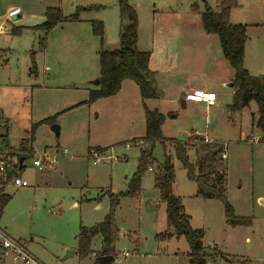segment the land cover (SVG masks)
Returning a JSON list of instances; mask_svg holds the SVG:
<instances>
[{
    "label": "rangeland",
    "instance_id": "obj_1",
    "mask_svg": "<svg viewBox=\"0 0 264 264\" xmlns=\"http://www.w3.org/2000/svg\"><path fill=\"white\" fill-rule=\"evenodd\" d=\"M204 1L217 12L218 0ZM127 2L136 12L143 38L151 28L154 15L158 21L160 16H171L174 12L173 23H191L195 31L192 38L199 43L193 44V51L202 54L203 45H207L220 54L217 37L202 31V0ZM117 3L118 0H1L4 11L14 8L21 11L19 18L0 17V25L8 31L0 35V54H3L0 108H8L16 120L11 123L7 146L13 152L20 150L21 142L30 136V127L55 115V125L60 129L58 138L50 124L36 129L33 152L24 156L20 172L28 186L8 188V202L0 211V227L9 237L24 243L27 251L42 264H97L101 256V237L94 239L93 256L80 259L76 255L78 229L93 227L104 220L110 207L109 194L126 193L128 181L136 171L139 151L150 149V144L144 141L145 148L133 145L130 140L123 143L127 140L125 132L138 135V125L135 119L108 115L103 103L94 108L81 104L80 109H71L73 112L62 110L70 84L79 83L78 94L73 93V96L81 101L87 97L80 91L86 86V79L99 76L100 42L92 35L91 22L102 23L104 51L118 47L119 26L125 24L126 19L121 18ZM81 7L92 8L79 15L86 22L67 21ZM48 8H59L66 21L47 34L27 28L19 37L11 35L12 28L42 24ZM229 22L246 26L244 69L251 76L260 77L264 74V0H237V7L230 11ZM40 39L45 40L44 53L38 50ZM32 53L35 65L46 66L47 83L41 89L32 87L33 79L28 75ZM94 80L98 79L89 81ZM227 89L223 91L229 94L223 98L211 91L221 101L216 111L193 108L191 103L181 108V98L174 103L161 102V112L165 115L162 135L171 143L186 142V134L196 132L212 143L211 149L225 150L224 159L217 158L215 164L206 168L208 180L218 183L219 176L225 173L223 189L227 202L234 215L249 219L251 226L230 227L225 222L221 202L197 197L196 184L187 179L173 146L166 145L165 153L175 171L172 190L180 197L190 217V226L204 231L206 264H264V141L261 132L252 125L257 107L251 103L241 112L228 114L232 98ZM190 141L193 140L188 143ZM126 144L130 145L128 149ZM207 144L195 142V148H188L187 156L192 165L195 166L203 154V145ZM98 146L107 150L101 154V150L95 148ZM45 149L49 156H56L55 163L39 171L33 161L42 157ZM91 150L101 154L102 162L96 166L88 159ZM62 151H66V155H62ZM152 158L149 168L153 172L147 170L143 174L139 196L118 197L119 204L114 211L118 232L113 247L116 258L112 264H190L189 248L183 237L177 238L173 233L169 239H156L158 234L169 233L172 228L167 229L165 204L154 189L157 167L164 162V151L159 144L154 145ZM67 252L73 257L65 259L69 257ZM124 253L129 256L125 257Z\"/></svg>",
    "mask_w": 264,
    "mask_h": 264
},
{
    "label": "trees",
    "instance_id": "obj_2",
    "mask_svg": "<svg viewBox=\"0 0 264 264\" xmlns=\"http://www.w3.org/2000/svg\"><path fill=\"white\" fill-rule=\"evenodd\" d=\"M202 3L204 5V9L200 13L202 30L206 35L217 37L221 54L234 72L232 80L234 92L232 102L228 106V111L241 112L248 108L251 103H255L257 111L252 117V125L261 132L262 141H264V81L260 77L251 76L244 69V49L247 41L246 26L233 25L229 22L230 11L237 7V0H218L217 12H214L204 0H202ZM117 4L121 18L126 19V23H120L119 26V47L117 50L104 51L102 49V23L99 21L91 22L92 35L98 38L100 42L98 53L99 84L97 88L89 91L87 100L81 104L92 105L99 99L115 96L119 92L124 80H130L138 86L140 97L143 100L158 98L152 74L148 69L150 54L137 49L138 19L136 12L128 5L127 0H118ZM91 9V7L79 8L67 21H78L80 13L91 11ZM192 9L198 10L196 6H192ZM44 16V22L38 26H34L31 28L32 30L47 34L55 26L66 21L59 8H48ZM21 30V27L12 28L11 35L18 36ZM44 44V39H40L38 43V50L40 52L44 50ZM30 71L35 73L33 53L31 54ZM55 120L56 115L44 119L31 127L28 140L21 144V151L25 156L28 153L27 146L34 142L36 129L43 124L53 125L55 124ZM164 121L165 116L157 110L150 111L145 109V134L143 141L150 144V149H141L139 151L136 171L128 181L126 193L119 196L109 194L110 207L104 220L90 228L79 227L76 255L80 259H84L92 254L91 242L98 236L101 237L102 241L101 256L116 258L113 247L118 232L114 223V211L119 204L118 197L135 198L139 196L142 176L152 164L154 145L159 144L164 151V162L157 167L154 176V189L159 193L160 201L165 204L167 229H174L173 236L177 238L183 237L186 241L189 248L190 264H206V248L202 243L204 231L202 229H193L190 226V217L185 213L180 197L173 194L175 171L170 157L165 153L168 141L164 139L161 132ZM171 144L176 159L186 170L187 179L196 184L197 197L204 200H217L221 202L224 209L225 222L230 227L251 226L249 219L236 217L232 207L227 202L223 189L225 173L223 176L221 174L223 171L220 172L221 175L218 178V183H212L208 180L210 176L207 175L206 168L215 164L217 158L221 159V150L216 148L211 149L204 145V155L200 156L194 166L188 160L187 151L190 145L187 141L184 143L172 141ZM215 151H217V155H215ZM7 202V198L0 202V211ZM171 237L172 235L164 232L158 234L156 239L162 241Z\"/></svg>",
    "mask_w": 264,
    "mask_h": 264
},
{
    "label": "crops",
    "instance_id": "obj_3",
    "mask_svg": "<svg viewBox=\"0 0 264 264\" xmlns=\"http://www.w3.org/2000/svg\"><path fill=\"white\" fill-rule=\"evenodd\" d=\"M173 15H176V13L173 12ZM173 15L160 16L158 21L157 19H155V15H154L152 19L151 28L147 30L144 38L142 37L141 34L142 30L140 28V24H138V29H137V49L141 52H148L150 54L148 69L152 74V78L154 80V88L156 90V93L158 94V98L154 100L153 99L143 100L140 97L138 86L130 80H124L121 84L119 92L115 96L105 99H99L89 107V108L91 107L94 108L98 104L101 105V103H103L107 107L106 110L109 111L107 113L108 115L110 116L115 115L125 119L127 118L135 119L136 121L135 124H137L139 128L138 135H135L134 134L135 132L132 133L131 131L125 132L126 134L124 138H126L127 140L124 141L123 143L129 142V140L131 142H137V143L139 142L140 146H143L142 148H145L144 146L145 144H143V137L145 134V109L150 111L157 110L158 112L163 114V112H161V106H160L161 102L167 101L169 103H174L178 100V98H181L180 101L181 108H185L188 103H185L182 98L187 91L194 89H199L209 92L214 91L217 93L218 98L220 97L223 98V97H227V95L229 94V92L224 93L223 91L225 88H228L230 89V95L232 98L234 92V87H232L234 72L230 67V65L224 60L221 54V50L219 54L215 50L213 52L212 49H209L207 45L205 46L203 45L204 50L202 54L200 53L198 54L197 51H193L192 50V47L194 46L193 44L198 45L199 42H196L192 38L193 33H195V31H193V29L191 28V23L188 24L183 23L182 25L173 23L174 22ZM16 18H19V16ZM78 21L86 22L85 19H82L81 17L79 18ZM21 28L22 30L18 35V37L22 35L24 30L31 29L30 26L21 27ZM6 32H8L7 28L4 31V33ZM45 45L46 44H44V50L42 51V53H44L46 50ZM118 47L117 45L114 46L113 50H117ZM98 53L99 51L97 52V58H98ZM0 55H1L0 56V60H1L3 54ZM44 59H46L45 56ZM34 60H35V56H34ZM0 67H2L1 64ZM46 73L47 72L45 65L43 68L42 67L40 68L36 64L35 73H32L30 69L28 70V75L33 79L32 80L33 88L41 89L46 86L47 78H48ZM93 78L98 79L99 76L96 77L92 75V77L86 79L88 80L86 81V86L84 88H81L80 91L83 92L84 97L86 96L87 97L85 99H82L81 101H78L77 98L73 96V93L78 94V91L80 89L79 83L70 84L69 86L70 88L68 92L66 91L68 93V98L67 101L64 102V104L62 105L63 106L62 110L71 111V109L73 110L80 109L78 106L87 100L89 91L97 88L93 85L91 88V84H90L91 81L89 80ZM220 104L221 101L217 100L216 106L211 108H206L204 105L201 104H192V103L191 106L193 108L203 107L205 111L210 112V111H216L219 108ZM228 114H230L229 111ZM30 120H31L30 122H32V116L30 117ZM15 121L16 120L13 118V115L11 114V111L8 108L5 107L0 108V126H1L0 136L3 139L2 142L0 141V146L3 148H7L9 150L11 149L8 148L7 142L9 138H11L10 135V130H11L10 128H12L11 123H15ZM163 126L164 124L162 125V128ZM162 128H161V132H162ZM186 138H187V142L190 139L193 140L192 142L190 141V143H188L191 148H195L194 146L195 142L208 143L206 145L208 147L210 144H212L210 143V141L205 139L206 138L205 136L202 137L196 132H193L191 134H186ZM164 139L166 138L164 137ZM166 140L168 141L166 144L171 147L172 146V144L170 143L171 141L168 139ZM24 141L26 140H23L22 142ZM34 141H35V137H34ZM176 142L184 143L183 141H178V140ZM33 143L27 146V152H29L27 153V155L30 154V152H33ZM21 144L19 146L20 150H16L14 152L17 155L19 154L20 157L25 156V154L21 151ZM129 147H125V148L128 149ZM95 148L97 150H101V154H103L104 151L107 150V148L105 147L98 146ZM217 149L221 150L222 148L217 147ZM46 150L47 149H45V151ZM203 155L204 153L201 156ZM23 162L21 164H23ZM148 171L153 172V169L148 168ZM94 239L91 242L92 254L88 257L93 256L92 245ZM0 264H5V263H0Z\"/></svg>",
    "mask_w": 264,
    "mask_h": 264
},
{
    "label": "built area",
    "instance_id": "obj_4",
    "mask_svg": "<svg viewBox=\"0 0 264 264\" xmlns=\"http://www.w3.org/2000/svg\"><path fill=\"white\" fill-rule=\"evenodd\" d=\"M20 14L21 11L18 8H14L4 11L2 17L5 20H11L18 17ZM5 30L6 27L0 25V35L3 34ZM182 99L185 103L201 104L206 108L214 107L217 103V97L214 93L199 89L187 91ZM0 141H3L1 136ZM132 144L140 146L139 142H133ZM129 146V144L125 145V147ZM61 154L66 155V151H62ZM100 155L101 154L95 150L89 152L88 159L93 166L102 162ZM220 156L223 159L225 158L224 149H221ZM55 157L56 156H49L47 151H45L42 157L33 161V165L37 167L39 171H43L46 165L52 166V164L55 163ZM19 158V154L17 155L13 151L0 146V202L8 197V188H23L28 186L27 182L20 177V172L23 167L22 164L19 163ZM128 255L129 254L124 253L125 257ZM7 261L13 264H42L27 251L24 243L12 239L5 230L0 227V263H5Z\"/></svg>",
    "mask_w": 264,
    "mask_h": 264
},
{
    "label": "water",
    "instance_id": "obj_5",
    "mask_svg": "<svg viewBox=\"0 0 264 264\" xmlns=\"http://www.w3.org/2000/svg\"><path fill=\"white\" fill-rule=\"evenodd\" d=\"M4 14V10L1 6V1H0V17H2ZM260 78L264 81V74H262L260 76ZM91 85L93 86H98L99 84V81L98 80H94L92 82H90ZM51 131L55 134V137L58 138L59 137V133H60V129H59V126L57 125H52L51 127ZM215 155H217V151H215ZM26 159V157L22 156L19 158V163L21 164L24 160ZM174 233V229H172L168 234L169 235H172ZM67 254L69 255L65 257V259L67 258H72L73 257V254L70 253V252H67ZM114 262V257L112 256H101L97 259V264H112Z\"/></svg>",
    "mask_w": 264,
    "mask_h": 264
}]
</instances>
